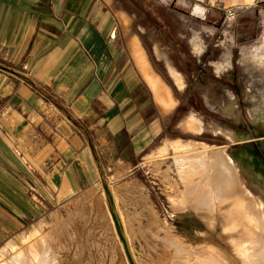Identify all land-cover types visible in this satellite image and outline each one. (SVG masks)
I'll return each mask as SVG.
<instances>
[{"label": "crops", "instance_id": "0c3cea01", "mask_svg": "<svg viewBox=\"0 0 264 264\" xmlns=\"http://www.w3.org/2000/svg\"><path fill=\"white\" fill-rule=\"evenodd\" d=\"M173 1L202 12L264 2ZM119 2L0 0V241L37 212L80 201L109 178L122 192L133 190L143 182L140 169L184 143L171 130L184 102L138 37L122 42ZM167 68L175 82L178 71ZM158 82L169 104L162 103ZM195 115L201 117L191 112L186 124ZM200 124L199 132L206 129L205 121ZM221 128L233 140L247 139ZM230 144L220 145L227 150ZM158 164L152 165L162 170ZM182 226L200 232V224Z\"/></svg>", "mask_w": 264, "mask_h": 264}, {"label": "rangeland", "instance_id": "374dc122", "mask_svg": "<svg viewBox=\"0 0 264 264\" xmlns=\"http://www.w3.org/2000/svg\"><path fill=\"white\" fill-rule=\"evenodd\" d=\"M117 7L125 15L117 14L116 18L122 42L138 37L172 93L184 102L178 111V125L171 128L173 136L184 143L190 140L210 145L234 142L226 152L240 180L264 200V107L258 105V93L249 88L253 73L264 78V52L261 51H264V2L237 11L231 19L221 11L202 12L173 0H120ZM226 54L230 64L217 71L215 61ZM167 64L181 74V88L175 84ZM220 90L233 94L229 100L232 108L228 111L211 106L212 100L222 99ZM191 112L203 119L197 115L190 119L202 121L203 126L205 121L206 129L201 132L189 129L185 119ZM221 127L236 131L238 136L241 131L247 139L233 140ZM177 149L178 145L140 169L143 182L139 181L133 190L122 192L114 178L99 182L80 201L37 212V216L4 237L0 247L30 225L46 220L40 231L45 234L50 229L57 233L58 240L52 244L55 260L61 264H177L182 259L192 261L198 255L196 252L210 251L228 264H255L249 253L253 228L240 207L230 201L215 202L210 214L208 209H194L192 196L183 199L180 195L185 191V183L172 163V154ZM157 162L162 170L153 166ZM199 177L191 174L189 179L196 181ZM187 221L196 226L200 224L198 231L202 233L183 229L182 224ZM92 231H97L96 238L92 237L95 234ZM168 234L190 249L183 253L187 258L174 256L177 252L168 244L167 238H170L165 236Z\"/></svg>", "mask_w": 264, "mask_h": 264}, {"label": "bare ground", "instance_id": "6f19581e", "mask_svg": "<svg viewBox=\"0 0 264 264\" xmlns=\"http://www.w3.org/2000/svg\"><path fill=\"white\" fill-rule=\"evenodd\" d=\"M262 38H264V36ZM133 42H134L133 43L134 44L133 49L136 51L137 56L143 62L145 59L143 57V54H142L139 46L136 43L137 39H136V42H135V40ZM137 47L139 48L140 51L137 49ZM254 48H251V49H254ZM261 51L264 52L263 50H261ZM253 53H255V52H253ZM260 54H259V57H260ZM249 56H250V54H249ZM256 56H255V58H256ZM250 58H251V56H250ZM259 59H261V58H259ZM143 63H141V65L145 66L146 64L144 65ZM229 64H230L229 56H228V54H226V55L221 56V58L217 59L215 61L214 65H215V68L217 69V71H219V70L224 69ZM258 64H260V63H258ZM142 68L144 69L145 67H142ZM260 68H262V67H260ZM250 72H252V71H250ZM255 72H257V70ZM174 74H175L176 82H177L178 86L181 87L182 81H181L179 75L177 73H174ZM156 79L157 78H155V81H157ZM149 80L151 81V79H149ZM151 82H153V81H151ZM249 82H250L249 83L250 91L254 90L259 95L258 105L260 107H264V78H260L253 73L252 79ZM159 84H160V82L155 83V85H156L155 89H157L156 91H158L157 86H160V90H159L160 93L159 92L158 93L162 94L161 88H163L164 93H165L166 92L165 89L167 90V88L165 87V89H164V87L163 86L161 87V85H159ZM151 85L154 86L152 83H151ZM156 91L154 90L155 95H159V94H156ZM220 93L222 95V99L220 101L212 100L211 106L216 110H220V109L221 110H227V111L230 110L232 108V105L230 104L229 100L233 97L232 92L228 91V90H220ZM163 94H162V96L161 95L160 96L162 97L161 100L163 101V99H164V101L163 102L161 100L160 101L162 103H164L167 99L169 101L170 100L168 97L169 95L164 97L168 93L166 92V94H164V96H163ZM165 98H167V99H165ZM157 100H159V98ZM168 101L165 102V104L168 103ZM187 126L189 127L190 130L195 131V132H199L200 128H201L200 123L195 119L189 120ZM172 163L175 166L177 173L179 175H182V181L181 182L185 183L184 184L185 185V187H184L185 191L183 190L184 193L180 194V195H182L183 199L186 197L190 198L189 196H192L193 201H194V205H196L193 207L194 209H203V210L208 209L207 211H209V210H211V208L213 209L212 205L215 202H222L223 203V202H227V201L229 202L230 201L232 203V205H236V206L240 207L241 210H243L244 214H246V216L249 217L250 226H252V228H253V237H250V239L252 241V242H250V244H252L250 247H252V249L249 248L251 251L250 252L248 251V252L251 253L250 256L252 255V259H253V261H255V264H264V200L258 198V196H255L254 193L240 180L239 175L236 171V167L234 165V162H233L232 158L226 152L225 146L224 145H210V144H206L204 142L196 141V140H190L186 144L178 143V149L174 152V154H172ZM156 167H157V165L155 166V168ZM167 169H170V168L168 167ZM191 174L192 175L198 174L200 177L196 181L190 180L189 176ZM164 177H166V176H164ZM172 182H174V181H172ZM168 184L170 185V183H168ZM175 188H176V186H175ZM170 205L172 206V204H170ZM177 206L180 207L179 205H177ZM176 210H178V208ZM209 213H210V211H209ZM46 223H47L46 220L45 221L39 220L38 223L30 225L27 229L13 235L11 238H9V240H7L0 247V264H61L59 261L55 260L56 251H55L54 245L52 244L53 241H55L56 239L58 240L57 233L54 232V230L52 231L50 229H49L50 232L49 231H48L49 233L45 232V234H44V231L43 232L40 231L41 227L46 225ZM163 224H164V222H163ZM53 232H54V234H52ZM163 232H164V229H163ZM166 233H167V231H166ZM55 234H56V236H55ZM168 235H165V236L170 238V239L167 238V240L169 242L168 244L173 245L174 246L173 248L176 249L175 253L176 252L177 253H176V255H174L176 258L183 255L184 251L188 252L190 250V249L187 250V246L185 243H184L185 245H182L180 243L179 239L173 238V237L171 238L170 234H168ZM59 239H61V238H59ZM61 240L59 242H61ZM64 240H66V237L64 238ZM62 243L63 242H61V244ZM66 243H67V240H66ZM166 244H167V242H166ZM183 246H185V248ZM188 247H189V245H188ZM61 248H62V246H61ZM63 248H64V244H63ZM65 248L67 249V245ZM196 253L198 255L192 261H190L189 259H182V260H180V263L177 262V264L178 263L179 264H228V262L224 261V259H222V258L220 259V257H218L219 256L218 254H217L218 255L217 256L211 251L208 253H200V252L199 253L196 252ZM79 254H80V252H79ZM246 254L248 255V253H246ZM184 255L182 256L183 258L186 257V256L184 257ZM248 257H249V255H248ZM90 258H91V256H90ZM170 258H172V256ZM188 260H189V262H188ZM174 263H176V262H174Z\"/></svg>", "mask_w": 264, "mask_h": 264}, {"label": "built area", "instance_id": "2783aa9c", "mask_svg": "<svg viewBox=\"0 0 264 264\" xmlns=\"http://www.w3.org/2000/svg\"><path fill=\"white\" fill-rule=\"evenodd\" d=\"M237 11L238 10H236V9H227L224 11V15H225V17L231 19V18L235 17ZM111 36H113V35H111Z\"/></svg>", "mask_w": 264, "mask_h": 264}]
</instances>
